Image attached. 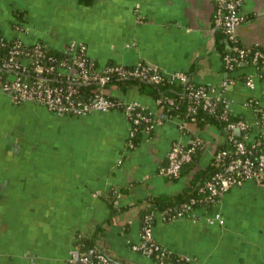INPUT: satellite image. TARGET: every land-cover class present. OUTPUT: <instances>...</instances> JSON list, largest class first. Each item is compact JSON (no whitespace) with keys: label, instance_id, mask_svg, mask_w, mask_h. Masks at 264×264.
<instances>
[{"label":"crops","instance_id":"1","mask_svg":"<svg viewBox=\"0 0 264 264\" xmlns=\"http://www.w3.org/2000/svg\"><path fill=\"white\" fill-rule=\"evenodd\" d=\"M214 11L215 0H0V34L55 51L82 42L99 70L110 62H147L166 73L187 72L193 83L218 92L229 42L222 34L223 46L216 41ZM240 12L246 18L238 28L241 43L264 48V0H243ZM254 71L243 64L225 92L232 114L250 124L251 138L264 132L245 104L252 98L264 106V76L254 88L244 82ZM104 90L159 111L138 85ZM129 127L120 110L58 115L0 92V264H69L77 235L92 236L98 228L96 250L127 264H158L133 248L142 210L150 197L179 194L193 176L160 174L168 149L200 138L195 168H205L225 136L215 124L189 123L182 132L172 118L128 149ZM194 211L196 218L172 221L152 211L154 237L168 252L190 256L193 264H264V183L235 185ZM216 213L223 224L214 220Z\"/></svg>","mask_w":264,"mask_h":264},{"label":"built area","instance_id":"2","mask_svg":"<svg viewBox=\"0 0 264 264\" xmlns=\"http://www.w3.org/2000/svg\"><path fill=\"white\" fill-rule=\"evenodd\" d=\"M242 2L243 0H215L213 27L216 31L221 28L229 42L228 51L223 55L226 76L220 82L218 92L214 87L190 86L188 88L187 112L190 114L204 110L218 115L223 120H228L231 106L225 92L235 82L231 74L243 64L253 66L255 71L244 79L249 88L255 87L256 78L264 76V48L242 44L238 36V28L246 21L240 12ZM18 28L20 29V26ZM3 43V38L0 37V51ZM64 51L69 57L58 59L46 53L44 44L37 42L33 45H25L16 38L8 52L3 56L0 54V92L8 95L16 104H41L58 115L82 116L92 111L120 110L130 124L126 143L128 149L135 147L132 138L137 131L150 135L168 119H179L181 131H189V122L178 116L169 117L167 112L169 110L167 106L178 108L182 102L181 99L174 100L168 96L156 99L159 111L154 113L139 101L110 98L104 90L109 80V75L106 73L109 72H117L120 78H135L153 83H160L167 79L181 84H187L190 80L187 72L166 73L147 62H139L130 68L115 65L105 67L103 70H91L86 60L88 56L86 44L72 42L64 48ZM52 72L65 76L68 84L48 83L46 75ZM26 73L34 74L36 80L31 82L25 80L23 75H27ZM72 73L75 76H72ZM88 82H97L99 87L93 91V96L86 100L78 97L77 86ZM220 102L223 103L222 109L218 106ZM245 104L256 112L257 124L264 125V106H260L252 98ZM250 127V124L243 119L228 121L227 130L245 132L244 137L239 139L231 133L227 139L232 146L214 151L212 161L220 169L201 186L200 190L207 194L205 201L209 202L211 197L216 199L203 207L213 205L235 185L247 181L264 183V132L251 138ZM201 145H203L202 140L198 137L191 139L188 143L173 142L167 152L166 164L160 168V174L169 179L178 177L183 166L193 160L197 147ZM198 201L196 198H191L189 202H183L161 212L160 216L163 221L185 217L196 218L194 210L198 207L196 206ZM152 215L153 213L147 217L146 222ZM214 220L224 223L220 213L214 215ZM133 248L150 258L155 255L162 264L167 254V250L155 239L152 224L149 222L141 227L140 241L133 245ZM181 259L182 264H193L190 256L183 255ZM69 264H116V262L113 256L102 249H98L91 257L73 248L70 251Z\"/></svg>","mask_w":264,"mask_h":264},{"label":"trees","instance_id":"3","mask_svg":"<svg viewBox=\"0 0 264 264\" xmlns=\"http://www.w3.org/2000/svg\"><path fill=\"white\" fill-rule=\"evenodd\" d=\"M81 1H83L86 4H91L93 2V0H81ZM219 33L216 34V39H217L216 41L219 44V46H223V42L220 43L221 41L220 39H222L224 36V32L221 28L219 29ZM0 37L3 38V42H4L2 49L0 51V54L3 56L14 45L16 39L8 40L4 38L2 34H0ZM46 53L48 55H53L54 57L58 59L69 57V55L64 50L55 51L48 47H46ZM86 60L91 70L97 69L98 64L94 59H92L88 55L86 57ZM115 65H118V64L110 62L105 67L115 66ZM125 67L130 68L132 66H125ZM106 74L109 75V80L105 84L107 86L116 84L118 86H121L123 89H126L127 87H130L132 85H138L142 91L147 92L149 95L153 96L155 99L164 98L166 96L172 97L174 98V100L181 99L182 102L178 108L174 106H167V108H169V110L167 111L169 114V117L178 116L184 119V121L189 122V123H194L198 125L199 127H203L207 124H215L223 131V135L225 136V141L222 144H220L217 147V149L229 148L232 146L231 143L228 142V139H227V136L231 133L236 138H239V139L244 137L245 132L236 133V131L227 130L226 128L228 121H236L239 119L238 116H234L232 112H229L228 120H223L218 115L211 114L204 110H199L196 114H190L187 112L188 88L190 86L192 87L201 86V85H197L193 83L191 80H189L187 84L170 82L167 79L163 80L160 83H153V82H148V81L139 80L135 78H120L117 72H109ZM72 76H75V75L72 73ZM46 77H47V82L53 85H67L68 84L67 80L65 79V76L59 75L56 72H52L46 75ZM23 78L29 82L36 80V77L34 76V74L23 75ZM98 87H99V84L97 82H88V83L79 84L77 86L78 93H79L78 97L85 98L86 100H88L89 98L93 96L94 94L93 91L97 89ZM109 97L115 98L114 96H111V95H109ZM116 99L117 98H115V100ZM218 106H219V109H222L223 103L220 102ZM142 135L143 133L139 130L136 132L135 136L132 138L135 146L141 140ZM202 150H203V145L198 146L195 151L193 160L183 166L181 170V174L178 177L170 179V180H175L179 178L180 176H182L184 173H187L188 171H193V176H192V179L190 180L189 185L185 189H183L182 192H180L179 194L175 196L158 195V196H153L147 199L148 203L150 204V207L146 208L145 210H142V214L140 216V221H141L142 226H144L148 222L150 224L153 223L154 218H155L154 215H152V217L148 220V222H146L147 217L151 216L153 210H157L158 213H161V212L166 211L167 209L174 208L183 202H189L191 198H196L197 200H199L196 206H205L207 205V203L212 202L213 200L216 199L214 197H211L209 202L205 201L204 198L207 194L203 193L200 190L201 186L205 184L206 181L211 179V177L220 169V167L217 166L216 163H214V161L208 164L207 167L205 168H199V169L195 168L196 167L195 165L198 163L200 159ZM111 198L113 200L115 198L114 195H112ZM98 232H99V228L96 231V234L92 236L80 237L79 235H77L76 240L74 242V247L78 249V251L81 253L85 252L89 254V252L92 251L93 254L91 257H93V255L97 251L96 250V243H97L96 237H97ZM152 259L156 263L162 264L160 263L161 262L160 259L156 257L155 255L152 257ZM114 260L116 264H127L123 260H120L116 257H114ZM182 262L183 261L181 259V256L174 254V253H170L168 251L163 260V264H182Z\"/></svg>","mask_w":264,"mask_h":264},{"label":"water","instance_id":"4","mask_svg":"<svg viewBox=\"0 0 264 264\" xmlns=\"http://www.w3.org/2000/svg\"><path fill=\"white\" fill-rule=\"evenodd\" d=\"M238 133H239V132H238ZM92 254H93V252H92V251H90V252H89V256H92Z\"/></svg>","mask_w":264,"mask_h":264}]
</instances>
